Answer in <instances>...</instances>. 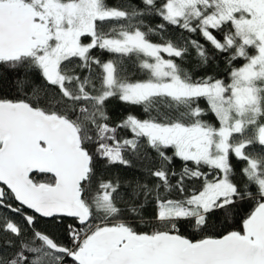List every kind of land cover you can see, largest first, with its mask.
I'll return each mask as SVG.
<instances>
[{"label": "snow or ice", "instance_id": "1", "mask_svg": "<svg viewBox=\"0 0 264 264\" xmlns=\"http://www.w3.org/2000/svg\"><path fill=\"white\" fill-rule=\"evenodd\" d=\"M0 264H264V0H0Z\"/></svg>", "mask_w": 264, "mask_h": 264}, {"label": "trees", "instance_id": "2", "mask_svg": "<svg viewBox=\"0 0 264 264\" xmlns=\"http://www.w3.org/2000/svg\"><path fill=\"white\" fill-rule=\"evenodd\" d=\"M96 54H97V55H102V53H100L99 51H97ZM220 68H221V70H223V68H224V64H223V62L220 63ZM2 83H3V86H4L6 89L10 88V87H11V77H8V76L6 75V76H5V79H4V81H3ZM125 109H128V106H125V105H118L116 110H117V113L119 114V113L124 112ZM130 110H131L132 112H134L135 114H137V115H140V114H141V110H140L138 107H132ZM176 164L179 165V164H180V161L177 160V161H176Z\"/></svg>", "mask_w": 264, "mask_h": 264}]
</instances>
